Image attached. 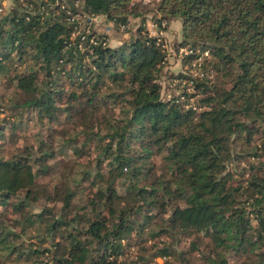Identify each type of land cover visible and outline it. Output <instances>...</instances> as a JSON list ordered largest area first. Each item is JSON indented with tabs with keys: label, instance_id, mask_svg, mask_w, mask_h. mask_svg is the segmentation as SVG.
Listing matches in <instances>:
<instances>
[{
	"label": "trees",
	"instance_id": "trees-1",
	"mask_svg": "<svg viewBox=\"0 0 264 264\" xmlns=\"http://www.w3.org/2000/svg\"><path fill=\"white\" fill-rule=\"evenodd\" d=\"M62 1L0 13V264H264V0H158L201 70L171 99L140 3Z\"/></svg>",
	"mask_w": 264,
	"mask_h": 264
},
{
	"label": "rangeland",
	"instance_id": "rangeland-1",
	"mask_svg": "<svg viewBox=\"0 0 264 264\" xmlns=\"http://www.w3.org/2000/svg\"><path fill=\"white\" fill-rule=\"evenodd\" d=\"M140 3V7L144 12V17L146 20V26L149 29L150 33L157 35L161 38L163 43V48L166 52V59L161 68V71L158 75V81L161 85V97L163 99H171L173 97H177L182 94V91L188 92L191 94L192 86L191 82L183 79L182 75L188 77H198L201 73V70L197 67L198 60L188 61L186 55L189 54V51L186 48L180 47L181 42V22L179 19L173 20H162L161 31L155 28L154 20L156 18H160V16L156 13V5L158 0H135ZM82 26L85 28H89L91 30H95L98 33L105 34L107 36V42L109 46H118L122 42H125L130 39L131 36L135 35V31L140 24V19H131L127 24L125 29H121L113 25V23L108 21L104 16H95L88 21H83ZM7 89L0 86V99L4 98V95L7 94ZM180 101H185L184 98H180ZM188 105L195 104L192 98H188ZM3 116V114H1ZM25 117L22 120V124L19 126L20 134L28 136L31 138L34 133L37 131H42L44 128L40 125V123H34L33 121L26 120L29 116L24 115ZM6 135L9 134V131L6 130ZM7 138V137H6ZM8 139V138H7ZM6 139V140H7ZM6 147L8 149L11 148L10 143L6 142ZM72 158L71 153L69 152L67 155H61L58 152V156L56 159L49 161V163H55L57 159H68ZM65 161V160H63ZM56 174L53 175L52 179L59 180L60 176L65 175L66 171L63 167V163H55ZM86 189L90 190V187L87 184H83ZM186 240H183L180 244V247L186 245ZM138 250L135 251L137 253ZM148 252L141 251L139 253ZM159 263L164 261V258H157Z\"/></svg>",
	"mask_w": 264,
	"mask_h": 264
},
{
	"label": "built area",
	"instance_id": "built-area-1",
	"mask_svg": "<svg viewBox=\"0 0 264 264\" xmlns=\"http://www.w3.org/2000/svg\"><path fill=\"white\" fill-rule=\"evenodd\" d=\"M19 3H20L19 9L23 8V10L26 12H29V13H35L36 12L38 14H47L50 12V10H53L56 6H58L59 9L65 8L62 0H19ZM17 5H18V3H17ZM12 7H13V0H1L0 13L7 12L10 9H12ZM74 18H77L80 20L79 15L72 16L71 20H73ZM131 19H137V18H130L128 23L130 22ZM127 24H119L118 27L121 29H125L127 27ZM145 25H146V22H145ZM154 25L156 26L155 28L160 30L162 28L161 27L162 20L160 21V23L154 22ZM162 26H164V25H162ZM148 31H149V29H148ZM149 34L153 35V36H157L155 34L150 33V31H149Z\"/></svg>",
	"mask_w": 264,
	"mask_h": 264
}]
</instances>
